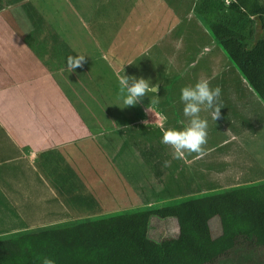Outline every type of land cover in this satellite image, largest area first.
I'll list each match as a JSON object with an SVG mask.
<instances>
[{
    "label": "rangeland",
    "instance_id": "374dc122",
    "mask_svg": "<svg viewBox=\"0 0 264 264\" xmlns=\"http://www.w3.org/2000/svg\"><path fill=\"white\" fill-rule=\"evenodd\" d=\"M141 1V4L133 5L128 0L124 4L123 0H114L108 21L104 20L107 15L103 12L107 4L103 5L100 0H95L93 21L81 22L71 11L65 14L77 33L67 44L72 48L87 47L93 52V59L85 61L88 64L83 68L70 72L60 62L44 69L43 75L48 74L50 79L37 75L42 69L33 65L14 70L11 79V85H17L12 88L14 100L5 101L6 107L11 106L12 115L6 120L0 117V264H32L34 254H44L41 246L37 253L34 251L36 245L23 244V237L29 236V231L25 232L24 228L29 225H46V221L57 217L68 218L100 209L142 204L145 206L137 213L144 214L188 202L182 194L181 173L175 171L178 159L173 158L170 146L161 143V137L165 129L182 128L187 124L179 94L183 86L192 84L188 77L190 73L183 78L177 71L170 73L167 70V51H171L167 41L178 34L185 38V46L203 45L205 38L201 27L196 25L202 20L187 18L183 12L187 5L184 0ZM69 7L67 5L66 9L70 10ZM46 15L49 17L52 13ZM105 24H109L110 35L103 31ZM85 28L93 29L92 37L87 35ZM67 29L70 33L71 28ZM57 30L56 36L61 37L60 25ZM258 34H261V25H258ZM25 44L29 47L33 40L28 39ZM175 44H179L178 40ZM68 56L65 51L60 57L66 61ZM86 69L87 73L84 72ZM123 74L158 83L159 102L153 105V94L148 93L137 105L120 108L118 80ZM65 79H72L73 84L67 86ZM51 80L66 91L64 99L74 103L77 117L67 112L68 115L60 118H50L42 113L47 120L43 122V118L32 115L33 109L44 108L43 100L53 89ZM23 93L29 97L28 104L21 100ZM205 111L201 117L209 124L207 142L217 141L223 134L211 119L210 111ZM54 119L56 123L52 122ZM56 124H62L64 128L58 131L60 127ZM39 148L46 152L39 155ZM31 152L36 153L37 161H32ZM168 156L171 164L165 167ZM29 174L37 178H32L31 182L20 180ZM38 178L46 180L48 187ZM102 179L112 187L108 185L106 190L109 191L105 192L108 195L98 199L94 195L102 190L99 183ZM30 183L36 188L35 193H30ZM85 185L89 187L85 189ZM8 191L18 198L16 207L8 199ZM117 191L119 196L115 194ZM88 192L92 196L85 198L83 193ZM93 196L99 203L92 200ZM154 199L155 204L151 207L149 201ZM204 204L206 207L207 203ZM47 212L48 217H45ZM121 215L119 220L129 219L125 214ZM25 216L31 219L26 220ZM215 221L211 220V228L214 235H218L220 230L213 225ZM115 224L109 231H115ZM12 225L16 227L13 235L19 240L15 246L7 244L6 239L9 229L13 231ZM93 237L97 238L96 235ZM78 241L81 242V238L75 239Z\"/></svg>",
    "mask_w": 264,
    "mask_h": 264
},
{
    "label": "crops",
    "instance_id": "0c3cea01",
    "mask_svg": "<svg viewBox=\"0 0 264 264\" xmlns=\"http://www.w3.org/2000/svg\"><path fill=\"white\" fill-rule=\"evenodd\" d=\"M113 1L100 0L103 5L107 4L103 9L107 15L106 18L104 17L106 21L112 12ZM126 1L123 0V4ZM128 1L133 5L142 3L141 0ZM230 1H226V4ZM185 2L187 5L183 12L186 13L187 18L196 20L197 16L193 13V8L197 0H184L183 3ZM67 5H70V10L66 9ZM72 5L74 9H72ZM94 6L95 0H0V117L6 120L12 115L11 106L6 107L5 101L14 100L12 88L17 85L14 83L11 85V79L15 75V69H27L33 65L34 68L42 69L37 75H43L46 73V71L44 72L45 68L55 66L60 62L61 65H65L66 69V61H62L61 58L65 51L70 56H76L79 53V55H84L85 53L87 56L85 61L93 59V52L89 48H72L69 43L67 44L69 41L72 42L71 36H77V33L73 29L72 21L66 20L65 14L71 11L75 18L81 22L93 21L96 14ZM47 13H52V15L48 17ZM201 23L198 22L196 25L201 27V34L205 38L203 45L185 46L183 43L185 38L177 36L178 34L177 37L167 41V47L171 46V51H167L166 58L169 64L167 70L170 73L175 70L183 78L186 73H190L188 77L191 84H195L201 79H207L210 87L219 86L221 88V101L224 107L220 109V118L214 124L223 136H219L217 141L206 142L202 146L201 153H186L183 158L178 159L175 171L181 173L182 194L189 203L201 205V207H204V203H208L210 199L243 192L264 202V103L233 67L208 29ZM59 25L62 30V38L56 36ZM108 26L109 24L103 25V31L110 35ZM67 27L71 28L70 33ZM86 33L90 37L94 34L93 29L90 30V28ZM28 39L33 40V45L29 47L25 44ZM176 40L179 44L174 46ZM42 41L43 44H39ZM55 53L57 56L54 55ZM86 64L88 63L85 62L84 65ZM81 68L83 67H78L76 70ZM228 70L230 71L228 72ZM84 72L87 73L88 70L86 69ZM43 77L50 79L48 74ZM65 83L70 86L73 81L65 79ZM52 86L53 89L49 90L48 96L43 100V109L50 112L47 113L43 109L36 108L33 109L32 115L36 118H43L41 119L43 122H47L45 116L60 118L61 115H68L67 112L71 116L77 117V108L74 103L64 99L66 91L57 82H53ZM25 94L21 95V100L28 104L29 97ZM45 100L49 102L47 103ZM7 110L10 112H6ZM206 112L205 110L201 111L200 115ZM42 113L44 117H42ZM52 122L56 123V120L54 119ZM57 127H60L58 131L64 128L62 124ZM37 151L39 155L46 152L42 148ZM35 155V152L30 153L32 161H37L38 157ZM167 161L170 165L171 158L169 156ZM180 167H182L181 170ZM32 178L36 179L37 177L29 174L20 180L31 182ZM38 180L48 187L46 180L40 178ZM99 183L102 190L94 195L98 199L108 195L105 194L109 191L106 190V188L109 189L108 185L112 187L104 179L99 180ZM29 187L30 193H35L34 189L36 188L31 183ZM84 187L86 189L89 186L85 185ZM61 191L64 194V188L61 187ZM83 194L85 198L92 196L89 195V192ZM115 194L119 196L120 192L117 191ZM59 195L57 194V196ZM8 199L11 200L13 207H16L18 198L11 195L9 191ZM53 199L58 201L54 196ZM155 200L149 201L152 204L151 207L155 204ZM94 202L99 203V201ZM144 206L138 204L112 210L100 209L97 212L71 215L68 218L57 217L55 220L46 221V225H29L24 228L25 232L29 231V236L23 237L22 241L26 242L23 244L36 245L34 251L37 250V253H39L40 246L44 250L43 255H33L32 264H42L43 258L53 260L54 264H108L114 255L127 254L139 246V241L119 234L118 229L121 222L127 220L126 218L119 220V218L122 216L121 214H125L129 219L140 215L137 211H141ZM44 215L48 217V212ZM25 219L29 220L31 217L25 216ZM114 223H116V228L111 232L109 229ZM42 226L48 229L44 230ZM10 228H13V231L9 229L7 233L9 234L6 238L7 244L12 243L15 246L19 241L17 240L18 236L13 235L16 232V227L12 225ZM95 235L97 238L93 237ZM77 238H81V242H75Z\"/></svg>",
    "mask_w": 264,
    "mask_h": 264
},
{
    "label": "trees",
    "instance_id": "16d2710c",
    "mask_svg": "<svg viewBox=\"0 0 264 264\" xmlns=\"http://www.w3.org/2000/svg\"><path fill=\"white\" fill-rule=\"evenodd\" d=\"M193 13L264 103V0H197ZM118 232L140 244L108 264H264V202L247 192L206 207H161L123 221Z\"/></svg>",
    "mask_w": 264,
    "mask_h": 264
},
{
    "label": "clouds",
    "instance_id": "9594fccd",
    "mask_svg": "<svg viewBox=\"0 0 264 264\" xmlns=\"http://www.w3.org/2000/svg\"><path fill=\"white\" fill-rule=\"evenodd\" d=\"M86 55L68 56L66 67L70 72L78 67H83ZM119 92L117 100L121 107L135 106L140 103L141 98L153 94L152 104L159 102L157 93L160 85L152 83L143 77L122 75L118 80ZM179 101L183 105L182 115L186 118L187 124L182 128L169 127L162 133L161 143L168 145L173 150V158L180 159L185 154L201 153L202 146L207 142L208 120L202 118L201 110H208L211 119L216 121L220 118V109L224 107L221 101V88L210 87L207 79H201L195 84L183 86L180 89ZM169 161H165V167ZM42 264H54L49 258H43Z\"/></svg>",
    "mask_w": 264,
    "mask_h": 264
}]
</instances>
